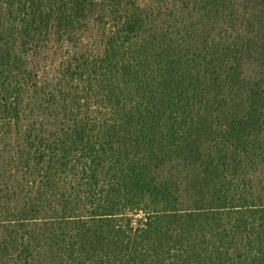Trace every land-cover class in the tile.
Returning a JSON list of instances; mask_svg holds the SVG:
<instances>
[{
  "label": "trees",
  "instance_id": "1",
  "mask_svg": "<svg viewBox=\"0 0 264 264\" xmlns=\"http://www.w3.org/2000/svg\"><path fill=\"white\" fill-rule=\"evenodd\" d=\"M0 264H264V0H0Z\"/></svg>",
  "mask_w": 264,
  "mask_h": 264
}]
</instances>
